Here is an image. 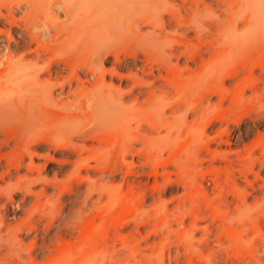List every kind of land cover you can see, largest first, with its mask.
<instances>
[{
    "label": "rangeland",
    "instance_id": "rangeland-1",
    "mask_svg": "<svg viewBox=\"0 0 264 264\" xmlns=\"http://www.w3.org/2000/svg\"><path fill=\"white\" fill-rule=\"evenodd\" d=\"M97 2L0 0V11L20 21L41 5L31 33L51 43L56 26L98 10ZM140 3L87 14V30L59 33L34 69V55L21 67V50H1V80L37 72L44 80L49 57L64 73L47 84L57 103L43 110L29 106L41 94L29 79L0 86V108L19 110L0 125V264H264V0ZM104 21L108 28H94ZM87 38L90 47L72 48ZM107 53L124 61L122 79L110 76L112 55L98 63ZM77 54L89 59L64 67ZM103 69L126 106L108 95L81 129L82 95L95 92L91 73ZM99 121L110 124L103 143L85 134ZM29 124L46 138L31 142V153L18 141ZM124 145L133 152L120 160Z\"/></svg>",
    "mask_w": 264,
    "mask_h": 264
},
{
    "label": "bare ground",
    "instance_id": "bare-ground-1",
    "mask_svg": "<svg viewBox=\"0 0 264 264\" xmlns=\"http://www.w3.org/2000/svg\"><path fill=\"white\" fill-rule=\"evenodd\" d=\"M28 1V0H27ZM37 1V0H36ZM72 1V0H71ZM92 1V0H91ZM98 1L97 2V7H98V10H95V9H92L91 11L92 12H88L89 13H85L86 15H81V17H78L76 19H72L70 21V23H67V24H60V26H56L55 28V31H54V34H53V37H52V42L51 43H44V42H41L40 40H38V38L36 36H34L32 33H31V29L33 28H36V23L34 24L33 23V20L30 19V17L32 15H35L39 12L42 11V7H40L41 5L38 4V6H34L33 5H30L29 8H28V13L26 14V16L24 17H21L20 18V21H16V18L13 14V11L10 10L9 11V15H6L4 14L2 11H0V25L1 26V29H0V52L1 50H4L6 49L8 51V53L10 54L11 51L16 52L18 50H21V53L20 56L18 57V61L23 65L21 67H24V65H26V63L24 62L25 61V56L26 55H34L33 58H29V61L27 63V65L30 67V68H35V67H38V62H40V60H45V57L47 56V53H53L54 49L56 48V40L58 39L59 37V33L61 35H64V36H68V34H72V33H76L77 31H79L80 29L84 31L87 30V26H84L85 25V21L87 16L90 15V17H97L98 15V12H101V13H105L106 12V8L107 6L110 5V3H113L115 4L116 7H120V8H125V7H134V6H137L139 5V3L142 1V0H96ZM93 2H95V0H93ZM262 2V1H261ZM92 3V2H91ZM90 3V4H91ZM93 4V3H92ZM141 4V3H140ZM37 5V4H36ZM95 5V4H93ZM96 6V5H95ZM114 6V5H113ZM71 7V6H70ZM111 7V6H110ZM138 7V6H137ZM24 8V7H23ZM73 8V7H72ZM120 8L118 10H116V13L119 14L121 12H117V11H122L120 10ZM21 9V8H20ZM67 9V7H66ZM138 9V8H137ZM14 10V9H13ZM19 10V9H18ZM24 10V9H23ZM50 10V9H49ZM68 10V9H67ZM70 10V9H69ZM151 11V10H150ZM15 12V11H14ZM67 13V12H66ZM71 13V12H69ZM16 14V13H15ZM72 14V13H71ZM88 14V15H87ZM70 15V14H68ZM137 15V14H136ZM222 15V14H221ZM28 16V17H27ZM33 17V16H32ZM98 18V17H97ZM120 18V17H119ZM118 18V19H119ZM116 19V17H115ZM261 19V18H260ZM114 20V19H113ZM120 20V19H119ZM84 21V22H83ZM117 21V20H116ZM263 21V22H262ZM260 22L264 23V19L262 18L260 20ZM5 23L9 24L10 28L9 30H5L4 29V25ZM107 23V22H106ZM105 21L103 22V25L102 23L101 24H97L98 26H94V28H103V29H106L108 28V23L106 24ZM217 23V22H216ZM218 23H220L218 21ZM217 23V24H218ZM45 24V23H44ZM43 27V26H42ZM185 29V28H184ZM60 30V31H59ZM46 31V30H45ZM214 31V30H213ZM13 32L15 33V36H13ZM45 33V32H44ZM42 34V33H41ZM40 35V34H39ZM47 35H48V32H47ZM47 35L44 34L43 36L47 38ZM6 36V39L5 37ZM42 36V35H41ZM40 36V37H41ZM212 36V35H211ZM39 37V38H40ZM43 37V38H44ZM50 38V36H48ZM29 38V39H28ZM28 39V41H27ZM81 41V40H80ZM34 42H37V46L33 48V44ZM56 43V44H55ZM103 43V42H102ZM101 43V44H102ZM263 43V42H262ZM55 44V45H54ZM224 44V43H223ZM264 44V43H263ZM54 45V46H53ZM81 45H85V46H88L90 47V39H85L82 43H75L72 48L73 49H80L81 48ZM63 47V46H62ZM217 47V46H216ZM54 48V49H53ZM58 48V47H57ZM71 51V50H70ZM84 51V50H83ZM113 51V50H112ZM18 53V52H17ZM63 54V53H62ZM89 54V53H88ZM122 54V53H121ZM150 54V53H149ZM148 54V55H149ZM69 55V54H68ZM113 56L114 57V60H115V66L114 68L112 69L111 71V78L114 80V76H118V77H121V79L123 78L122 76V73L120 71H118V67L120 68H123L124 70V61L122 62L120 57L118 55H114L113 53L112 54H104L102 56H98L97 57V60H98V63L101 64V65H104V62L109 60L110 56ZM180 55V54H179ZM92 56V55H91ZM61 57V56H60ZM10 58V57H9ZM84 59H89L87 56H81V54H77V55H73V56H69V58L65 59V60H62L63 61V65L64 67H68L70 66V62L71 61H80V60H84ZM48 60V61H47ZM46 60L45 63H48L50 62V65L48 68V72L49 73L44 80H42L40 78V72H37V74H34L32 76H19V77H16L14 79H10V78H7V76L4 78L3 77V80H1V77H0V86H5V88H7V90H9L14 84L15 82H18L17 84H21V82L25 79H29V82H27L28 85H30L34 91H37L41 94L38 95H35L34 96V100L32 98V102L30 103V107L31 109H35V108H39L41 110L44 109L45 105H48V106H53L55 105L57 102L55 100H53V90H51V88H47V84L49 85L52 84L51 80L53 78V76L56 74V77L55 79L57 80V75H61L63 72L59 66L55 67L53 66L52 62H53V57H49L48 59ZM93 60V59H92ZM112 60V59H110ZM129 61V60H128ZM136 61V59H135ZM56 62V61H55ZM97 62V61H96ZM133 62V61H132ZM12 63V62H11ZM92 63H95V61H92ZM85 64V62H84ZM99 64H97L99 66ZM130 64V63H127V65ZM135 64V63H133ZM138 64V63H137ZM57 65V64H56ZM95 65V64H94ZM96 65V66H97ZM126 65V66H127ZM131 65V64H130ZM15 67V64L14 66ZM103 68V66H101ZM131 67V66H130ZM138 67V66H137ZM136 65H134V67H132L133 71L135 70V68L137 69ZM90 68V67H89ZM128 68V66H127ZM126 68V69H127ZM10 69V68H9ZM77 69V68H75ZM131 69V68H130ZM61 70V71H59ZM129 70V68L127 69ZM126 70V71H127ZM140 70V69H139ZM36 71V70H34ZM42 71V70H41ZM89 71V70H88ZM18 72V71H16ZM64 73V72H63ZM79 73V72H78ZM107 73L108 71L103 69V73L101 74L100 77H98L95 73H91L92 74V77L94 78L93 79H90L89 82H92L93 85H95V92L93 93H88V94H84L82 95V98L83 100L81 99L80 101V107H79V111L80 112H83L84 114V117H86L83 125H82V128H85L86 125L88 124L89 122V118L90 116H93V114L97 111V109L99 110L101 108V105H99V103L104 99L106 98L108 95H117L118 97V101L121 103V107H125L124 106V100L127 98H125V93H123L122 91H117L116 89H112L111 87H109L107 84H106V78H107ZM158 73V72H157ZM46 75V74H45ZM85 75V74H84ZM83 75V76H84ZM146 75V74H145ZM109 76V77H110ZM151 76V75H150ZM90 77V76H89ZM41 79V80H40ZM80 79V78H79ZM93 80V81H92ZM124 80V79H123ZM43 81V82H42ZM75 80H73V83H74ZM87 82V83H89ZM131 82V81H130ZM72 83V82H71ZM77 83V82H76ZM23 84V83H22ZM44 84V86H43ZM68 84V83H67ZM151 84V83H150ZM149 84V85H150ZM56 85V84H55ZM77 85V84H76ZM78 85L81 87V90H83L85 88V84L79 80L78 82ZM146 85H148V83H146ZM164 85V84H163ZM52 86V85H51ZM73 86V85H72ZM23 87V86H22ZM55 87V86H54ZM78 87V86H77ZM147 87V86H146ZM93 88V87H92ZM148 88V87H147ZM40 89V90H39ZM50 89V90H49ZM79 89V88H78ZM140 89V88H139ZM11 90V89H10ZM31 90V88L29 89V91ZM64 90V89H63ZM135 90V89H134ZM137 90V89H136ZM2 92H3V89L0 90V95H2ZM138 92V91H137ZM129 93H131L132 95L134 94V91L131 90L130 92H127V95H129ZM140 94V93H139ZM143 94V93H141ZM145 94V93H144ZM140 96V95H138ZM71 97V96H70ZM142 96H140L139 98H141ZM133 98L134 100H137L139 99L136 95H133ZM185 98V97H184ZM130 99V98H128ZM111 100V99H110ZM127 100V99H126ZM140 101V100H138ZM143 101V100H142ZM117 102V101H116ZM79 104V103H77ZM101 104V103H100ZM44 105V107H43ZM64 105V104H63ZM84 105H86L87 107H84ZM13 106V105H12ZM74 106V110H75V105ZM77 106V105H76ZM113 106V105H112ZM99 107V108H98ZM70 108V107H69ZM24 109V108H23ZM72 109V108H71ZM122 110V109H121ZM18 109H16V107H9V106H2V108H0V125L2 126L4 122H8L10 121L12 118H14L16 115H18ZM67 110H65L66 112ZM73 111V110H72ZM120 111V110H119ZM124 111V110H123ZM200 111V110H199ZM38 112V111H37ZM70 113V112H69ZM89 113V115H88ZM99 113V111H98ZM199 113V112H198ZM109 118V117H108ZM113 118V117H112ZM65 120V119H64ZM108 120V119H107ZM18 121V120H17ZM127 121V120H126ZM71 122V121H70ZM112 123V120L110 121ZM122 122V121H121ZM164 122V121H163ZM66 123V122H65ZM96 123V122H95ZM100 123V124H99ZM99 123L96 125L94 124L92 126V128H90L91 130H88L85 132L86 135H90L91 137L93 138H96L99 139L102 143L105 141V136L103 135L104 132L108 129L107 128V124H109V122L106 123H103L101 124V121H99ZM110 125V124H109ZM34 126H37V124H29L27 125V129L21 133H19L18 135V141L20 142V149L23 151V152H28V153H31V149H30V143L33 142V141H36L38 139H40L41 141L45 140L46 138L41 136L40 134L38 133H35L34 132V129L33 127ZM1 130V129H0ZM109 130V129H108ZM90 131V132H89ZM84 132V131H83ZM115 135L117 136L118 135H121V131L119 129H117L115 132ZM75 134V133H74ZM77 135V134H76ZM84 135V136H86ZM15 136V134H14ZM83 136V135H82ZM99 136H101V138H99ZM50 137V136H49ZM79 137V136H77ZM95 141V140H94ZM57 142V141H56ZM52 143V141H51ZM67 142H62V141H59V143H56L57 146H66ZM13 144V143H12ZM54 144H55V141H54ZM69 144V143H68ZM71 146V145H70ZM88 152V151H87ZM133 152V149L129 148V146L127 145H124L122 148L118 149L117 152L115 153V157L116 158H119L120 160L124 158V156L128 153H132ZM80 153V151H79ZM84 154H87V153H84ZM147 154V153H145ZM102 156L104 157L105 160H109L110 157H111V154H107V155H104L102 154ZM210 156V155H209ZM97 158V161L100 162L101 160V156L96 154L95 156ZM91 158V157H89ZM92 159V158H91ZM80 160L81 162H84L87 160H84L83 158V154L80 153ZM152 160V159H151ZM112 161V160H111ZM115 161V160H114ZM80 162V163H81ZM85 162V163H86ZM123 163V162H122ZM88 166H90V164H88ZM99 175V174H98ZM136 187V186H135ZM145 199V198H144ZM143 200V198H142ZM87 201V200H85ZM202 201V200H201ZM137 202V201H136ZM144 202V201H143ZM145 205V204H144ZM146 206V205H145ZM24 207V206H23ZM136 208V207H135ZM76 213V212H75ZM80 215V214H79ZM78 220V219H77ZM183 227V226H182ZM95 229V228H94ZM98 229V228H97ZM70 232V231H69ZM79 234V233H78ZM73 238V237H72ZM190 242V241H189ZM22 255V254H21Z\"/></svg>",
    "mask_w": 264,
    "mask_h": 264
}]
</instances>
